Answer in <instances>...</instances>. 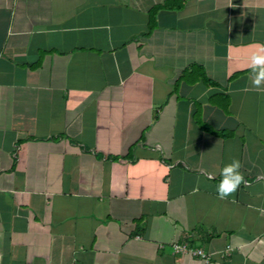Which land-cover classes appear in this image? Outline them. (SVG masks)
I'll list each match as a JSON object with an SVG mask.
<instances>
[{
  "label": "crops",
  "instance_id": "0c3cea01",
  "mask_svg": "<svg viewBox=\"0 0 264 264\" xmlns=\"http://www.w3.org/2000/svg\"><path fill=\"white\" fill-rule=\"evenodd\" d=\"M257 44L264 0H0V264H264Z\"/></svg>",
  "mask_w": 264,
  "mask_h": 264
},
{
  "label": "clouds",
  "instance_id": "9594fccd",
  "mask_svg": "<svg viewBox=\"0 0 264 264\" xmlns=\"http://www.w3.org/2000/svg\"><path fill=\"white\" fill-rule=\"evenodd\" d=\"M247 68L251 70L252 90L264 92V44L255 45V50L248 57ZM241 168V162L233 158L221 169V179L216 185L218 199H228L236 193L242 184L247 183Z\"/></svg>",
  "mask_w": 264,
  "mask_h": 264
},
{
  "label": "built area",
  "instance_id": "2783aa9c",
  "mask_svg": "<svg viewBox=\"0 0 264 264\" xmlns=\"http://www.w3.org/2000/svg\"><path fill=\"white\" fill-rule=\"evenodd\" d=\"M173 250L175 253L188 252L193 256L200 257V259H202L203 261H206V262H208L210 259L209 254L207 252H205L203 249H201L199 247H190L188 244H185V243L173 244Z\"/></svg>",
  "mask_w": 264,
  "mask_h": 264
}]
</instances>
